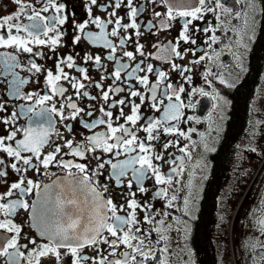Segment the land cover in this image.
Instances as JSON below:
<instances>
[{
  "label": "flooded vegetation",
  "instance_id": "af4514ba",
  "mask_svg": "<svg viewBox=\"0 0 264 264\" xmlns=\"http://www.w3.org/2000/svg\"><path fill=\"white\" fill-rule=\"evenodd\" d=\"M24 2L33 4L39 10L42 6H46L47 0H24ZM57 2L65 5V14L69 15V20L64 25L58 26L64 35L55 50L49 46H33L34 53L37 51L43 53L41 57L22 53L12 48H0V53L17 56L20 66L13 71L26 81L20 86L22 95L28 93L44 95L49 91L46 87V72L34 73L27 70L30 59H34L44 69L51 68L55 75L58 60L64 59L67 55H73L79 67L88 69L93 83L116 68L115 62L105 59L108 49L97 47L83 38L79 44L73 42V36L79 34L75 25L91 19L87 14L88 0H57ZM219 2L230 8L231 13L222 14L220 10H217L215 13L205 12L201 19L187 18L191 20L188 25V35L190 41L192 39L196 41L195 44L190 41L185 43L180 39L185 18L177 17L175 20H169L166 16L156 17L154 12L163 14L166 12V6L149 3L148 0H133V5L140 9L137 23L140 25L141 36L138 38L133 36L134 30L132 29H129L127 33H121V35L133 36L137 43L144 44L146 53L157 51L152 47L154 44L171 42L175 45L179 41L178 50L181 51L183 58L174 57L173 62L192 69L190 72L181 74L179 70H172L169 63L151 58L146 59V63H152L155 70L167 72L168 83H172L174 87L183 85L185 92L180 94L181 100L185 105L189 101L194 105V107H182L179 122H171L178 129L177 132H160L159 139L150 142L153 147L152 154L163 156V160L153 161L154 164L160 165L162 175L171 174V168L179 167V158L184 157L183 169L178 175L173 174V183L171 185L157 184L150 170L139 182L129 171L124 178L125 186H113V182L108 181L114 203L127 205L130 200L135 199L140 205L135 209L137 220L140 221L139 226L145 235H149L157 255L167 264H264V233L261 232V221H264V14L260 12V9L264 8V0H219ZM98 3L109 4L108 11L113 10L110 0H98ZM173 3L179 4L180 0H173ZM191 3L199 6L197 0H191ZM207 3L213 4L214 0H207ZM250 4H255V11L249 7ZM17 11H19L18 6L13 0H0V18ZM124 12L125 9L122 7L118 15H123ZM245 13L248 16L247 28H245L243 19ZM54 14L55 10L52 8L42 13L49 17ZM94 14L107 18V14L100 9H94ZM162 19L170 25L167 29L160 27ZM20 21L29 23L25 16H21ZM128 22L125 18L124 23ZM151 25H156V27H151ZM111 28L110 25L108 30L111 31ZM205 28L210 31L205 32ZM89 30L99 32V29L91 24ZM0 34H5V30L0 29ZM20 34L26 36L24 32ZM213 34L218 38V42L210 44L209 40ZM110 39L119 43V37H110ZM134 48L135 45L129 40L125 48L118 47L117 57L120 58L124 50L133 51ZM88 53L101 55V63L105 67L94 65L92 62L85 63L82 57ZM205 54L215 58L195 63L200 56ZM139 59L141 57L137 54V61ZM137 61L129 62L126 57L123 58V62L131 63L132 66H135ZM209 68L212 69V75L208 77L210 84L204 78V73ZM65 71L69 76L81 75L75 67L72 69L65 67ZM145 74L147 73L141 72L138 75ZM148 75L150 84L154 83L156 77L153 74ZM186 76L191 77V82L185 79ZM221 76L224 77L226 83H220L219 77ZM122 78L125 81L123 84L119 81L115 83L117 86L125 87L126 91L115 95L113 98L116 100L128 95V82L124 73H122ZM12 80L11 74L0 76V104L6 109L0 111V120H11V113H16V124L11 127H27L29 120L21 109L31 106L33 101L13 95ZM60 83L69 89L66 95H72L75 99V90L69 86L68 82L62 80ZM84 83L88 85L89 82L84 81ZM103 83L110 85L113 81L105 79ZM131 83L136 85L137 90H143V86L137 84L135 80ZM194 88H204L210 95L203 96L198 92L193 94L190 90ZM163 89L164 84L162 83L160 90L163 91ZM84 90L99 97L100 90L95 87H86ZM216 94L223 99H213ZM110 96H112L111 93ZM128 99L134 100L137 104L140 103L138 98L128 97ZM77 103L81 107L86 104L106 106L99 98L97 101L79 99ZM68 111L65 109L66 114ZM116 112L117 109H113L114 119ZM124 112L130 114L129 105L124 106ZM140 114L142 119L137 122V128L144 126L148 117H161L162 111L156 112L151 108L150 101L146 100L140 108ZM101 115L98 111L94 112L93 117H87L81 113L85 120L99 118ZM53 118L58 121V117ZM79 119L78 117L77 121L65 122L72 124L73 133H68L62 125L57 124L63 136L72 139L74 144L82 139L79 133L87 136L92 132L105 130L104 126H98L94 130H85L79 123ZM119 123L123 124L124 120L120 119ZM192 129L195 131H190ZM10 130V127L0 123V134H5ZM179 132H184L185 136H180ZM145 135L143 131L139 132V137L143 138ZM189 135L191 138H186ZM17 138H22V136L18 134ZM166 143L170 146L165 149L162 146ZM183 147H187L191 155L187 152L182 153L180 149ZM51 150V146L45 149L46 152ZM63 151L67 149L62 148ZM103 156L104 159L108 158V154H103ZM64 158L83 162L79 157ZM120 159L124 157L121 156ZM10 160L11 158L5 160V164L8 165V175L0 178V195L9 191L11 184L18 182L20 178V174L10 168ZM171 160H176V164L169 163ZM90 163L94 167L96 161L93 159ZM41 171L44 170L41 169ZM47 171L56 175L42 176L29 171L24 174V177L40 183L39 191H42L44 185L52 184L57 177L65 175L55 166H50ZM100 179L103 180L104 177ZM129 180L132 181L131 189L126 187ZM140 187L144 188V192L139 191ZM161 188H166L168 195L157 198L155 194ZM132 193L135 195H131ZM172 194L177 196V200L171 202L172 207H168ZM7 199L27 200L31 204L37 200V190L25 196H19L17 190L12 197ZM185 200L188 201L187 210H185ZM145 209L152 212L154 223L144 222V218L149 214ZM128 211L125 208V212ZM125 212H118V214L125 215ZM0 219H12L14 223L21 225L23 229L21 243H27L30 238H36L38 244L45 242L33 226L30 211L17 209L13 216L0 215ZM161 220L165 222L163 225L160 224ZM156 228H160L167 239L159 241L160 233L155 231ZM11 235L13 234L0 229V236ZM31 247L29 245V248ZM101 247L107 252L111 251L106 245ZM165 247L167 251L163 250ZM120 250L126 249L121 246ZM21 251L25 250L21 249ZM64 251L61 249L62 253ZM83 252L87 255L92 254L89 248H85ZM5 259V257H0V264H3ZM72 259L71 255L62 256L61 262L72 264ZM21 264H27V262L21 260ZM41 264H58V261L50 255L42 257ZM151 264H157V262L151 261Z\"/></svg>",
  "mask_w": 264,
  "mask_h": 264
},
{
  "label": "snow or ice",
  "instance_id": "6c2138e0",
  "mask_svg": "<svg viewBox=\"0 0 264 264\" xmlns=\"http://www.w3.org/2000/svg\"><path fill=\"white\" fill-rule=\"evenodd\" d=\"M18 6L19 11L0 18V29L5 30V34H0V48H12L22 53H30L35 56L43 57L42 52H33V46H49L53 50L60 44L61 37L64 35L58 28L69 20V15L65 14V5L58 3L57 0H47L46 6L39 10L31 3H25L24 0H13ZM149 3H159L166 6V12H154L156 17L166 16L169 20H175L177 17L185 18L183 23V32L180 39L185 43L190 41L188 35V25L190 19H201L205 12L215 13L220 10L221 13H231V9L214 0L213 4H208L207 0H197L199 6L191 3V0H180L179 4L173 3V0H148ZM110 6L113 9L108 11L109 4L98 3V0H88L87 14L91 19L82 21L75 25L79 34L73 36V42L79 44L86 39L97 47L108 49L105 57L108 61L116 64L114 71L102 76L99 81L92 82L88 74V69L79 67L73 58V55H67L64 59L58 60L56 64V74H53L51 68L44 69L34 59L29 60V72H46V87L49 89L44 95L39 93H28L22 95L20 86L26 83L21 79L13 69L20 66L17 56L7 53H0V76L11 74L12 94L21 97L27 101H33L31 106L22 108V113L27 116L29 124L27 127H11L16 124V113H11V120L3 119L6 127L11 130L5 134H0V178L8 175L5 160L9 161L10 168L20 174L18 182H13L10 190L0 195V215L4 217L13 216L17 209L30 211L32 213L33 226L36 228L39 237L44 238L45 242L38 244L36 238H30L27 243H21V225L14 223L12 219H0V229L12 233L11 236H0V257H5L3 264H21L25 260L27 264H41L42 257H54L58 264H62L61 257L71 255L72 264H151L156 261L157 264H167L157 255L156 249L150 242L149 235H145L140 228V221L137 220L135 209L139 207L135 199L130 200L127 205H118L114 203L109 191L108 181L113 182V186H125L124 178L131 172L137 182L144 179L150 170L155 176L157 184L171 185L173 183V174L178 175L183 169L184 157L179 158V167H172L171 174H161L160 165L153 161L163 160L160 154L153 155L151 141L159 139V133H174L178 129L171 123L179 122L180 110L182 107H194L191 101L187 105L181 100V93L185 92L183 85L174 87L168 83V74L164 70H155L152 63H146V59L151 58L170 64L172 70H179L181 74L192 71L190 68L182 67L173 62L174 57L183 58L179 51V41L175 45L171 42L164 44H154L155 53L144 51V44L137 43L133 36L140 37V25L137 23V16L140 9L133 5V0H110ZM125 9L123 15H118L121 8ZM253 11L256 10L255 4H250ZM49 8L55 10L52 16H45L42 13L49 11ZM94 9H100L107 14V18H101L94 14ZM264 14V8L260 9ZM21 16H25L29 23L20 21ZM125 18L128 23H124ZM219 18V17H218ZM245 28L248 25L247 13L244 14ZM254 22V17H253ZM94 25L99 32L89 30V25ZM112 26L111 31L108 30ZM170 25L161 20L160 27L167 29ZM156 27V25H151ZM129 29L134 30L133 36L121 35L127 33ZM205 32L210 31L205 28ZM26 33V36L20 33ZM15 33V34H14ZM52 35H49V34ZM43 37V38H42ZM110 37H119V43L114 42ZM131 40L135 45L133 51L124 50L120 58L117 57L118 47L123 49L128 41ZM191 43L195 44L192 39ZM218 38L213 34L209 43H217ZM137 54L141 59L137 61ZM219 54L217 53V56ZM126 57L129 62L137 61L135 66L131 63L123 62ZM207 54L199 57L195 63H200L205 59H214ZM82 60L92 62L94 65L105 67L101 61V55L88 53ZM65 67L80 73V76H69ZM141 72L147 74L138 75ZM128 82L127 96L123 99H114L115 95L125 92L123 86H117L115 82L123 84L124 78ZM156 77L154 83L149 82V75ZM212 75V69L209 68L204 73L205 80L210 84L208 77ZM111 79L110 85H105L103 81ZM185 79L191 82V77ZM67 81L69 86L75 90V99L72 95H66L68 88L61 81ZM135 80L137 84L143 86V90H137L136 85L131 81ZM220 83H226L224 77H219ZM88 81V85L84 83ZM164 84L163 91L160 85ZM231 87V85H229ZM86 87H95L100 90L99 97L84 90ZM83 90V91H82ZM193 94L199 93L203 96H209L210 93L204 88H194L190 90ZM110 93L112 96H110ZM128 97L138 98L140 103ZM59 98V99H58ZM101 99L106 106L96 104H86L79 106L77 100L87 99L97 101ZM213 99L222 100L218 94ZM150 101V106L156 112L162 111V116L148 117L147 123L141 128H137V122L142 119L140 108L145 101ZM167 100V103H165ZM177 101L179 103H177ZM51 102V103H49ZM59 105V106H58ZM129 105L131 112L126 114L124 106ZM65 109H68L66 114ZM113 109H117L115 119ZM6 109L0 104V111ZM98 111L102 115L99 118L85 120L81 113L87 117H93L94 112ZM58 117V121L53 117ZM85 130H94L98 126H104V131H95L82 137L81 141L76 142L63 136L59 123L68 132L73 133L71 123L66 121H77ZM123 119L124 123H119ZM143 131L146 135L141 138L139 132ZM190 131H195L192 129ZM154 133H156L154 135ZM18 134L22 138H17ZM180 136H185L184 132H179ZM55 138V140H54ZM186 138L190 139V135ZM58 141H62L61 144ZM51 146L52 150L46 152L45 149ZM169 144L162 147L167 148ZM62 148L67 151L62 152ZM180 151L191 155L187 147ZM103 154H108L104 159ZM79 157L83 162H76L75 159H65L64 157ZM123 156L124 159H120ZM59 157V159H58ZM95 160V166H91V160ZM169 163L175 165L176 160ZM22 165V167H21ZM138 165V167H137ZM55 166L61 169L65 175L57 177L52 184L44 185L43 191L41 184L34 182L33 179H25L24 174L33 171L42 176H55V173H49L47 169ZM107 166V167H106ZM41 169L44 171L42 172ZM76 171L73 172L72 170ZM107 172V175L105 173ZM167 176V178H166ZM100 177H104L103 180ZM127 188H132V181L129 180ZM18 190L19 196H25L28 193L37 190V200L31 204L27 200L7 198L12 197ZM144 192V188H139ZM131 195H135L132 193ZM156 197L167 196L166 188H161L156 192ZM177 196L172 194L168 207H172L173 201ZM185 210L188 207V201H184ZM125 208L129 211L125 212ZM148 216L144 218L147 224L154 223L152 212L149 209ZM118 212H125V215H119ZM163 215V214H162ZM165 222L160 221L163 225ZM261 232L264 233V221H261ZM155 231L160 233L159 241L167 239L160 228ZM29 245L32 247L29 248ZM106 245L110 252H107L101 246ZM121 246L126 250L121 251ZM89 248L91 255L84 254L83 250ZM24 249L25 251H21ZM61 249L65 250L63 253ZM167 251L165 247L163 249ZM27 252V255H25ZM109 256L111 258H109Z\"/></svg>",
  "mask_w": 264,
  "mask_h": 264
},
{
  "label": "water",
  "instance_id": "95a60500",
  "mask_svg": "<svg viewBox=\"0 0 264 264\" xmlns=\"http://www.w3.org/2000/svg\"><path fill=\"white\" fill-rule=\"evenodd\" d=\"M42 191H43V190H42ZM42 191H41V192H42Z\"/></svg>",
  "mask_w": 264,
  "mask_h": 264
}]
</instances>
